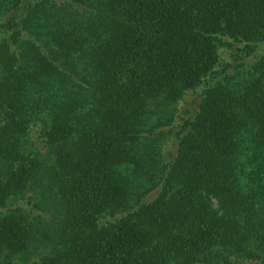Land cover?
Returning a JSON list of instances; mask_svg holds the SVG:
<instances>
[{"label": "trees", "instance_id": "16d2710c", "mask_svg": "<svg viewBox=\"0 0 264 264\" xmlns=\"http://www.w3.org/2000/svg\"><path fill=\"white\" fill-rule=\"evenodd\" d=\"M0 264H264V0H0Z\"/></svg>", "mask_w": 264, "mask_h": 264}, {"label": "rangeland", "instance_id": "374dc122", "mask_svg": "<svg viewBox=\"0 0 264 264\" xmlns=\"http://www.w3.org/2000/svg\"><path fill=\"white\" fill-rule=\"evenodd\" d=\"M195 92L197 91L195 90ZM195 92L191 91V93L187 97H185V100H187L186 103L184 101L182 102L181 100L179 101L177 107L179 106L180 108L182 107L190 108V106L193 105L192 100L197 96Z\"/></svg>", "mask_w": 264, "mask_h": 264}]
</instances>
